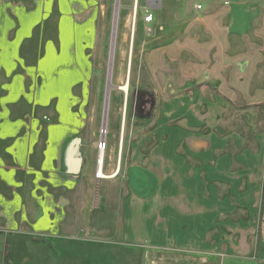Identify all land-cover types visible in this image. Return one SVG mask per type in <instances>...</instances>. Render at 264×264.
<instances>
[{"label": "crops", "instance_id": "0c3cea01", "mask_svg": "<svg viewBox=\"0 0 264 264\" xmlns=\"http://www.w3.org/2000/svg\"><path fill=\"white\" fill-rule=\"evenodd\" d=\"M152 1L154 21H134L133 34L143 31L134 53L145 56L153 89L168 99L151 131L125 154L122 235L184 264L251 261L257 249L247 238L258 237L264 210V0ZM55 10L60 18L48 28L43 17ZM108 14L105 0H0V218L11 222L28 181L32 203L38 199L34 181H51L50 157L62 174L57 181L67 184L66 124L56 134L37 125L48 129L50 94H73L82 76H91L84 56H106ZM69 55V70L78 73L62 88ZM17 56L24 68L16 75ZM25 56H40L35 68ZM38 73L40 84L29 93L28 76ZM116 168L100 177L118 176ZM223 254L239 259H219Z\"/></svg>", "mask_w": 264, "mask_h": 264}, {"label": "rangeland", "instance_id": "374dc122", "mask_svg": "<svg viewBox=\"0 0 264 264\" xmlns=\"http://www.w3.org/2000/svg\"><path fill=\"white\" fill-rule=\"evenodd\" d=\"M105 2L109 8L106 56H84L92 63L91 76H82L75 92L64 93L65 98L61 94H50L45 112L48 129L44 122L37 125L39 132L56 134L64 129L69 136V143L65 145L69 171L63 177L67 184L57 181L62 174L56 170L57 157H50V161L54 160L49 167L51 181L39 180L38 186L34 181V187H38V199L34 197V203L29 197L31 182L25 184L26 188L19 187L24 197L17 203L13 219L9 222L3 215L0 218V264H184L167 252H153L152 248L130 244L122 235V196L127 195L130 188L123 174L128 165L125 157L132 143L151 131L160 104L167 101L168 94H159L153 89L152 69L145 65L143 54L134 53L143 33L141 26L136 35L133 32L134 21L141 23L144 19L141 6L155 9L157 5L152 0H139L140 8L136 11V0ZM176 3L185 4V1L175 0L173 4ZM59 14L56 10L50 15L46 12L43 20L48 21V28L54 18H60ZM149 30L146 28V33L152 34ZM34 36L35 39L41 37L40 29ZM148 43L141 46L142 52L150 49L152 42ZM148 53L151 55V50ZM25 57L35 68L40 56ZM73 57L65 56L62 88L69 87L73 73L77 76L78 70H69ZM22 59L23 56L15 57L16 75L24 68ZM39 75L28 76L29 93L38 88ZM127 83L129 88L125 92L121 87ZM63 123L65 128L59 129L58 125ZM100 143L106 144L104 152L100 151ZM101 154L104 155L103 165L99 162ZM113 155L116 158L112 159ZM116 166L122 173L103 178L113 175ZM102 167L103 177H100L98 172ZM53 176L56 181H52ZM45 192L47 205L41 204ZM24 209L28 211V219L22 213ZM257 230L258 237L247 238L251 245L254 242L257 250L252 253L251 261L242 264H264V210ZM237 254L218 257H232L236 262ZM161 256L165 260H160ZM175 256L180 257V254Z\"/></svg>", "mask_w": 264, "mask_h": 264}, {"label": "built area", "instance_id": "2783aa9c", "mask_svg": "<svg viewBox=\"0 0 264 264\" xmlns=\"http://www.w3.org/2000/svg\"><path fill=\"white\" fill-rule=\"evenodd\" d=\"M135 7H136V11L138 10V8H140V4H139V0H136V3H135ZM144 10V21L146 23H151L154 21V14L153 12L151 11V9L147 6L143 7L141 6ZM198 8H201L202 5L201 4H198L197 5ZM106 149V144L105 143H100V151L104 152V150Z\"/></svg>", "mask_w": 264, "mask_h": 264}, {"label": "bare ground", "instance_id": "6f19581e", "mask_svg": "<svg viewBox=\"0 0 264 264\" xmlns=\"http://www.w3.org/2000/svg\"><path fill=\"white\" fill-rule=\"evenodd\" d=\"M124 88H127V84L125 85ZM99 162H100V164L103 165V163H104V155L103 154H101ZM102 171H103V167L99 169V172H98L99 176H100V174H101V176H103V172Z\"/></svg>", "mask_w": 264, "mask_h": 264}]
</instances>
